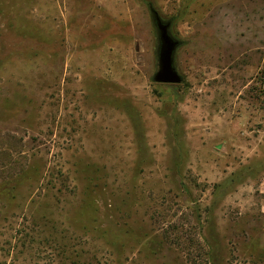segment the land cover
I'll use <instances>...</instances> for the list:
<instances>
[{
  "label": "rangeland",
  "instance_id": "rangeland-1",
  "mask_svg": "<svg viewBox=\"0 0 264 264\" xmlns=\"http://www.w3.org/2000/svg\"><path fill=\"white\" fill-rule=\"evenodd\" d=\"M0 264H264V0H0Z\"/></svg>",
  "mask_w": 264,
  "mask_h": 264
},
{
  "label": "water",
  "instance_id": "water-1",
  "mask_svg": "<svg viewBox=\"0 0 264 264\" xmlns=\"http://www.w3.org/2000/svg\"><path fill=\"white\" fill-rule=\"evenodd\" d=\"M154 23L158 31V69L154 81L159 83H181L182 74L175 65V52L180 41L171 32V20H164L159 12L151 7Z\"/></svg>",
  "mask_w": 264,
  "mask_h": 264
}]
</instances>
